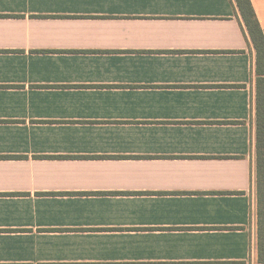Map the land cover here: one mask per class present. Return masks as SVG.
Here are the masks:
<instances>
[{
	"label": "crops",
	"instance_id": "crops-1",
	"mask_svg": "<svg viewBox=\"0 0 264 264\" xmlns=\"http://www.w3.org/2000/svg\"><path fill=\"white\" fill-rule=\"evenodd\" d=\"M255 111L234 0H0V264H264Z\"/></svg>",
	"mask_w": 264,
	"mask_h": 264
},
{
	"label": "trees",
	"instance_id": "trees-1",
	"mask_svg": "<svg viewBox=\"0 0 264 264\" xmlns=\"http://www.w3.org/2000/svg\"><path fill=\"white\" fill-rule=\"evenodd\" d=\"M255 51L257 260L264 263V31L250 0H234Z\"/></svg>",
	"mask_w": 264,
	"mask_h": 264
}]
</instances>
